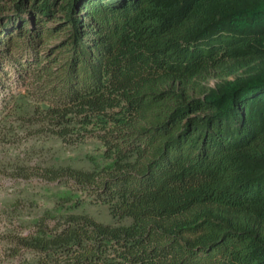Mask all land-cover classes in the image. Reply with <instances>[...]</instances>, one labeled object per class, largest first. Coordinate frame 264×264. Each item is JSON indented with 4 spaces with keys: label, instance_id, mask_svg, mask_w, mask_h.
<instances>
[{
    "label": "trees",
    "instance_id": "obj_1",
    "mask_svg": "<svg viewBox=\"0 0 264 264\" xmlns=\"http://www.w3.org/2000/svg\"><path fill=\"white\" fill-rule=\"evenodd\" d=\"M10 10L0 85L33 89L4 103L0 143L57 148L15 157L55 191L48 208L28 189L1 202L0 264H264V0Z\"/></svg>",
    "mask_w": 264,
    "mask_h": 264
},
{
    "label": "rangeland",
    "instance_id": "obj_2",
    "mask_svg": "<svg viewBox=\"0 0 264 264\" xmlns=\"http://www.w3.org/2000/svg\"><path fill=\"white\" fill-rule=\"evenodd\" d=\"M15 0H0V22L6 23L9 18H14V14L10 8ZM5 80V86L0 85V111L2 110L4 103L8 100L9 95L18 92H26L27 89L32 90L33 79L21 81L18 75L13 74V72L8 73L7 76H3ZM218 79L216 77H211L208 86L214 87ZM5 100V101H4ZM24 134L20 133L18 141L12 144H1L0 143V230L3 224L6 222L4 208L1 206V202L4 199L12 198L16 193L23 191L24 189L29 190V194L33 196L38 202V207L48 208L51 206L53 201L51 198L52 192L55 191V183L47 181H41L37 175L29 176L28 178H23L18 176L20 173L15 172V157L19 155L22 157L24 150L31 147L38 141L45 143L48 150L52 148H57V143L51 139L37 140L36 137H24ZM98 142L94 139L86 140V143L79 148L82 154L93 153L98 147ZM97 146V147H96ZM69 150V149H67ZM78 150V149H77ZM77 150L70 151V155H76ZM42 157H40V160ZM22 163V162H21ZM39 163V159H34L30 164L34 165ZM93 214L104 212L103 208H94L91 210ZM26 211H24V214Z\"/></svg>",
    "mask_w": 264,
    "mask_h": 264
}]
</instances>
